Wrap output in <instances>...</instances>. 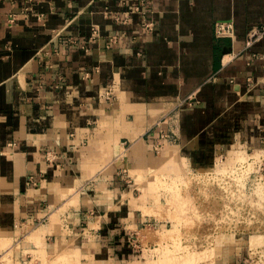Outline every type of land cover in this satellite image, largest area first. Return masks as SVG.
<instances>
[{"label":"crops","instance_id":"obj_1","mask_svg":"<svg viewBox=\"0 0 264 264\" xmlns=\"http://www.w3.org/2000/svg\"><path fill=\"white\" fill-rule=\"evenodd\" d=\"M253 26L264 0H0V253L31 233L129 256L158 220L156 173L261 145Z\"/></svg>","mask_w":264,"mask_h":264},{"label":"rangeland","instance_id":"obj_2","mask_svg":"<svg viewBox=\"0 0 264 264\" xmlns=\"http://www.w3.org/2000/svg\"><path fill=\"white\" fill-rule=\"evenodd\" d=\"M262 141L222 150L214 169L156 173L149 193L157 201L148 212L163 222H147L146 239L129 256L101 258L71 239H35L29 233L0 253V264H264L263 237L258 245L249 241L264 235ZM160 190L170 192L166 202L159 201ZM227 237L232 238L226 251L221 241ZM189 252L197 254L190 259Z\"/></svg>","mask_w":264,"mask_h":264},{"label":"built area","instance_id":"obj_3","mask_svg":"<svg viewBox=\"0 0 264 264\" xmlns=\"http://www.w3.org/2000/svg\"><path fill=\"white\" fill-rule=\"evenodd\" d=\"M149 26V24H147ZM97 31L96 28H93V33ZM214 34L216 37H225L234 35V24L232 21H216L214 24ZM264 37V26H253L249 28L247 32V43L252 44L256 40ZM106 98L112 100V89L109 87L106 91ZM49 159V157H48ZM32 176H29L30 182H33ZM133 238H130L129 242L132 243L133 247H138V245L132 242Z\"/></svg>","mask_w":264,"mask_h":264},{"label":"bare ground","instance_id":"obj_4","mask_svg":"<svg viewBox=\"0 0 264 264\" xmlns=\"http://www.w3.org/2000/svg\"><path fill=\"white\" fill-rule=\"evenodd\" d=\"M259 186H261V185H259ZM258 186V187H259ZM256 187H257V185H256ZM261 188H262V186H261ZM261 188H260V190H261ZM264 188V187H263ZM253 189V188H252ZM259 189V188H258ZM254 191H255V189H253ZM258 191V190H257ZM259 192V191H258ZM262 192V190L260 191V193ZM256 193V192H255ZM258 195V194H257ZM261 195H263V193L261 194ZM260 197V196H259ZM261 197H263V196H261ZM262 199V198H261ZM263 200V199H262ZM233 237V236H232ZM232 237H230V238H232ZM263 237V238H262ZM230 238L229 237H227V238H222V241H221V243H222V248L224 247V249L223 250H228L230 247H229V241L228 240H230ZM262 238V243L264 244V241H263V239H264V235H260V234H256L255 236H250V240L249 241H251L254 245L255 244H257L258 245V243H261L260 241H258V240H260ZM225 239H227V240H225ZM252 243H250V244H252ZM260 245V244H259ZM262 245V244H261ZM161 249V248H160ZM162 250V249H161ZM263 250V249H262ZM160 254V253H159ZM196 255L197 253L195 252H193V253H190L189 252V254H187V256L190 258L191 256H193V255ZM209 255V254H208ZM168 256V255H167ZM179 257V256H178ZM191 259V258H190ZM133 264V263H132ZM136 264H138V263H136Z\"/></svg>","mask_w":264,"mask_h":264}]
</instances>
